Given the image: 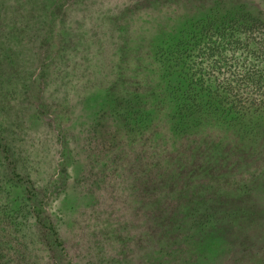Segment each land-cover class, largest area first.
<instances>
[{
  "label": "rangeland",
  "instance_id": "rangeland-1",
  "mask_svg": "<svg viewBox=\"0 0 264 264\" xmlns=\"http://www.w3.org/2000/svg\"><path fill=\"white\" fill-rule=\"evenodd\" d=\"M52 1L7 0L0 15V102L21 165L40 186L56 184L48 209L76 264H153L149 193L164 164L155 154L165 149V166L172 156L166 41L204 10L182 0H66L48 17ZM241 5L264 17V0ZM250 152L245 157L260 158ZM222 181L229 190L248 182L252 217L264 221V164L243 160ZM34 221L27 211L0 213V236L23 235L29 264H51ZM219 231L198 252H217L222 262L245 232ZM155 239L167 243L159 233Z\"/></svg>",
  "mask_w": 264,
  "mask_h": 264
},
{
  "label": "trees",
  "instance_id": "trees-1",
  "mask_svg": "<svg viewBox=\"0 0 264 264\" xmlns=\"http://www.w3.org/2000/svg\"><path fill=\"white\" fill-rule=\"evenodd\" d=\"M6 1L0 0V15ZM64 1L53 0L48 17ZM182 1L186 9L196 6L204 14L191 18L166 41L165 68L171 87L165 92V116L172 156L165 166V149L155 154V161L160 154L164 164L149 193L153 264H264V221L252 217L257 207L246 194L251 189L248 182L231 190L221 185L222 178L237 171L243 160L264 164V17L245 9L241 0ZM150 2L180 4V0ZM6 115L0 102V213L6 218L30 213L46 234L43 244L49 262L76 264L48 209L56 184L42 187L22 167ZM214 127L228 133L212 135L209 128ZM239 150L243 151L237 155ZM250 151L261 154L260 158L245 157ZM16 189L23 194L19 200L12 194ZM221 228L226 235L227 230L245 232L244 236L237 233L222 262L216 261L217 252H198L214 233L221 236ZM157 233L167 243L155 239ZM21 237L10 232L0 236V264H29L24 252L30 249L19 243Z\"/></svg>",
  "mask_w": 264,
  "mask_h": 264
}]
</instances>
